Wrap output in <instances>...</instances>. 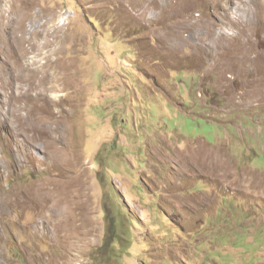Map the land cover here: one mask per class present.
Returning <instances> with one entry per match:
<instances>
[{
	"label": "rangeland",
	"instance_id": "rangeland-1",
	"mask_svg": "<svg viewBox=\"0 0 264 264\" xmlns=\"http://www.w3.org/2000/svg\"><path fill=\"white\" fill-rule=\"evenodd\" d=\"M137 1L28 0L32 35L68 16L22 59L0 23V264H264V0L258 26L252 0ZM42 77L47 128L31 143L2 99ZM37 185L59 210L46 225L43 207L14 205Z\"/></svg>",
	"mask_w": 264,
	"mask_h": 264
},
{
	"label": "bare ground",
	"instance_id": "bare-ground-1",
	"mask_svg": "<svg viewBox=\"0 0 264 264\" xmlns=\"http://www.w3.org/2000/svg\"><path fill=\"white\" fill-rule=\"evenodd\" d=\"M19 0H9L10 2V6L9 8H2L0 10V23L2 24L3 29V33H7L6 30L11 29V34L10 37L12 38V40H14V43L17 45V47L15 48H20V52H23V49H26V43L30 42L29 44L34 43L35 45L39 46L37 48H49L50 46H52V42H40L39 44L36 43V38L43 36V38H45V36L50 35L51 33H56L58 31V28H56V23H60V24H65L67 16L68 15H58L57 17L54 16L53 14H50L48 17H46V21L41 22L40 28L37 30H34L32 34H30L26 28L27 26V21H29L30 16H32L30 10H29V4H31L30 2H28V0H25V7L20 5L19 7H14V4H16V2H18ZM139 1V0H138ZM137 1V2H138ZM187 1V0H186ZM230 1V0H229ZM228 1V2H229ZM256 1V0H255ZM28 2V3H27ZM136 2V3H137ZM140 2V1H139ZM138 2V3H139ZM142 3V2H141ZM151 3V2H150ZM182 3V2H181ZM252 4L253 6V16L250 19V23H254V26H258L259 25V20L256 21L259 17L258 12L259 10V6L257 5V3L254 2V0H252ZM148 6V5H147ZM146 8V7H145ZM148 8V7H147ZM252 8V7H251ZM252 10V9H251ZM45 15V14H44ZM175 15V14H174ZM171 16V15H170ZM35 17V16H34ZM41 17V16H40ZM37 18V17H36ZM45 18V17H44ZM38 19V18H37ZM42 19V18H41ZM33 20V19H32ZM165 20V19H164ZM43 21V20H42ZM205 21V20H204ZM236 21V20H235ZM238 21V20H237ZM256 21V22H255ZM207 22V21H206ZM221 22V21H220ZM47 23L50 25L49 27H47ZM51 23V24H50ZM67 23V22H66ZM227 23V21H226ZM225 23V24H226ZM249 23V22H248ZM177 24V23H176ZM222 24V23H221ZM39 25V24H38ZM203 25V24H202ZM228 25V24H227ZM251 25V24H250ZM200 26V25H199ZM233 26V25H232ZM231 26V27H232ZM251 27V26H250ZM258 28V27H257ZM249 30V29H248ZM176 31V30H175ZM213 31V30H210ZM222 31V30H221ZM226 32V31H225ZM224 33V32H222ZM229 33V32H228ZM214 34V33H212ZM218 34V33H217ZM54 35V34H53ZM56 35V34H55ZM54 35V36H55ZM56 38V37H55ZM11 40V41H12ZM33 41V42H32ZM38 41V40H37ZM15 45V46H16ZM26 47V48H25ZM58 48V47H57ZM30 50V49H28ZM40 50V49H39ZM43 50V49H42ZM41 50V51H42ZM20 53L21 55L18 57L20 59H22L23 56H25L23 53ZM19 54V53H18ZM29 55V54H28ZM47 59L48 61H52V57L50 55V53L47 55ZM241 59V58H240ZM19 60V59H17ZM34 60V59H33ZM37 59H35L33 62H31V64H35L37 63L36 61ZM15 62V61H14ZM47 65V64H46ZM45 65V66H46ZM56 65L55 63H51V66H55L53 72L50 75L49 81H48V89L49 90H56V91H60L59 87H60V79H61V75L59 74V72L61 73V70L59 69V71L56 69ZM16 66L19 67L18 63H16ZM29 65H26L25 63H21L20 68L22 69L23 67H28ZM42 67L40 65H37L35 67H30L28 69V71L30 73H33V76L35 77V75L39 76V74H41ZM32 77V76H30ZM16 88L14 87V90H12L9 98L7 100L2 99V103L4 105L7 106L5 113H8L10 115V119L11 121L14 123L16 131L18 132V129L22 128L24 129L27 133H26V139L27 141H30L31 143H35L36 140H38L40 138V136H42V134L46 131L47 128V124H46V118H45V108H46V99L47 96L45 95V81H44V77L39 79V83L36 84L35 86H32L29 88V90H22L21 86H19L16 90ZM33 91H35V98L37 101V104H30L28 103L27 99L32 95ZM1 94V92H0ZM1 96V95H0ZM58 100V101H57ZM52 103L55 105H58L60 102H62V98H52L51 99ZM23 110H27L26 114H22ZM2 113L0 111V117H1ZM47 116V115H46ZM49 125V124H48ZM50 126V125H49ZM62 126V125H61ZM56 127V126H55ZM58 128H61L60 125L57 126ZM56 129V128H55ZM17 135H20V133H16ZM64 135V134H63ZM73 136V135H72ZM62 135L58 138L56 137V142L58 144V141L60 140V138L62 139ZM74 140V139H73ZM62 141V140H61ZM29 143V142H28ZM32 145V144H31ZM59 151V150H58ZM57 152V158L59 157V154ZM54 156V157H55ZM19 160V159H18ZM7 176L8 175V169L7 167L4 165H2V168L0 169V176ZM81 179V178H80ZM44 181V180H43ZM36 183V182H35ZM71 183V182H70ZM60 184V183H59ZM40 185V184H39ZM37 186H29L27 188H25L24 190H22L20 193H18V191L16 192V196L17 199L15 200L14 198V205H19L21 203H30V202H34L36 205L43 207V209L46 211V213H41L40 218H41V223L46 225L47 223V218H49L50 216V223L54 218H58V211L57 209H53L51 207V211H50V215L48 216V212H49V204H48V199L50 200V197L52 195H47V193L40 187ZM71 185V184H70ZM44 188V187H43ZM49 189V188H48ZM46 190V189H45ZM63 190V189H61ZM12 193V192H11ZM18 193V194H17ZM7 195V194H6ZM4 194H0V206H6L7 208L10 207L11 202L8 198V196H6ZM10 196V195H9ZM49 196V198H48ZM58 196V195H57ZM56 197V196H55ZM52 198V197H51ZM60 198V197H59ZM54 200V199H53ZM57 201L59 202V200H54L53 203L57 204ZM52 203V204H53ZM23 205V204H22ZM34 205V204H33ZM12 206V205H11ZM30 206H27V209ZM1 208V207H0ZM14 208V207H13ZM25 208V207H24ZM23 209V208H22ZM34 209V208H33ZM2 210V209H1ZM15 210V209H13ZM7 211V210H6ZM48 211V212H47ZM4 212V211H3ZM12 212V211H11ZM44 212V211H43ZM2 213V212H1ZM6 213V212H5ZM8 213V211H7ZM6 215V214H5ZM1 216V215H0ZM39 219V218H38ZM54 221V220H53ZM57 221V220H56ZM58 223V224H57ZM56 223V227H60L61 223H63L62 221L60 222V220ZM53 224V223H52ZM55 224V223H54ZM53 224V225H54ZM43 226V225H42ZM38 227H40L38 225Z\"/></svg>",
	"mask_w": 264,
	"mask_h": 264
},
{
	"label": "flooded vegetation",
	"instance_id": "flooded-vegetation-1",
	"mask_svg": "<svg viewBox=\"0 0 264 264\" xmlns=\"http://www.w3.org/2000/svg\"><path fill=\"white\" fill-rule=\"evenodd\" d=\"M195 80H199V77H195L194 78ZM205 90H206V88H205ZM189 98L191 99L190 101L192 102L193 100H192V96L189 94ZM175 101V100H174ZM190 101H185V103L183 104L184 105V107L186 108V110H185V113H187V114H191V115H193L194 116V113H193V110H192V108L194 107V103L193 104H191L190 103ZM182 104V103H181ZM182 106V105H181ZM189 107H192L191 109L189 108ZM187 108H188V110H187ZM203 113H202V111H201V115H200V117L199 118H202L204 121H206L208 124H210V126L212 127V128H210L211 129V131L213 132V133H219L221 130H223V127H222V124L219 122V121H217V120H213V119H208L206 116H208V114H206V115H202ZM194 117H197L198 118V116L197 115H195Z\"/></svg>",
	"mask_w": 264,
	"mask_h": 264
},
{
	"label": "trees",
	"instance_id": "trees-1",
	"mask_svg": "<svg viewBox=\"0 0 264 264\" xmlns=\"http://www.w3.org/2000/svg\"><path fill=\"white\" fill-rule=\"evenodd\" d=\"M112 225H113V223L112 224H109V232H108V234H107V237H106V239L104 240V242H103V244H102V246L100 247L101 249H105V250H108L109 249V247L110 246H112V244H113V242H114V236L112 237V240L113 241H109L108 240V236H109V234H110V236L111 235H113L112 233ZM109 243H110V245H109Z\"/></svg>",
	"mask_w": 264,
	"mask_h": 264
}]
</instances>
